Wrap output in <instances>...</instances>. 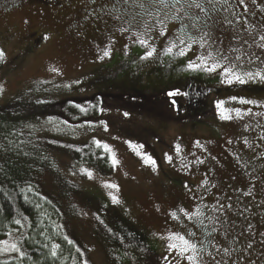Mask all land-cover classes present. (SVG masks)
I'll use <instances>...</instances> for the list:
<instances>
[{
	"label": "rangeland",
	"instance_id": "1",
	"mask_svg": "<svg viewBox=\"0 0 264 264\" xmlns=\"http://www.w3.org/2000/svg\"><path fill=\"white\" fill-rule=\"evenodd\" d=\"M207 1L212 21L205 24L194 7H165L160 0H0V106L35 109L20 127L37 145L100 141L119 161L103 174L72 166L73 149L66 150L70 155L53 150L52 173L41 175L91 264H192L191 252L169 247L180 243L170 239L174 235L196 244L198 264H264V87L226 84L223 69L188 68L190 60L199 63L211 52L236 71L258 67L264 73V0H221L222 11L219 0ZM194 15V37L180 34V20L188 23ZM140 38L156 49L152 57L143 59L150 48ZM173 42L178 46L168 53ZM181 47L187 55L178 54ZM194 76L211 78L219 90L187 96L182 84ZM97 94L105 99L94 119L72 122L51 113L54 102ZM218 101L232 110V119L221 118ZM101 149L112 162V153ZM20 221L0 241L22 250ZM207 233L205 247L199 242ZM20 257L0 251V258Z\"/></svg>",
	"mask_w": 264,
	"mask_h": 264
},
{
	"label": "trees",
	"instance_id": "2",
	"mask_svg": "<svg viewBox=\"0 0 264 264\" xmlns=\"http://www.w3.org/2000/svg\"><path fill=\"white\" fill-rule=\"evenodd\" d=\"M4 64L3 56L0 71ZM104 99L101 94L85 99H64L52 104L55 113H51L72 122L94 119ZM18 107L23 108L24 113L15 110ZM32 109L24 103L0 106V238L19 226L16 220L25 224L21 239L25 255L0 258V264H91L87 252L68 234L66 210L57 197L44 191L41 175L52 173L53 160L49 152L53 150L68 153L66 150L73 149L76 162L72 166H93L103 174L113 170L110 156L93 142L85 147L37 145L20 127V119L28 118ZM97 148L99 150L95 151ZM126 236L138 238L131 232H126ZM54 245H60L55 249V256L52 255Z\"/></svg>",
	"mask_w": 264,
	"mask_h": 264
},
{
	"label": "snow or ice",
	"instance_id": "3",
	"mask_svg": "<svg viewBox=\"0 0 264 264\" xmlns=\"http://www.w3.org/2000/svg\"><path fill=\"white\" fill-rule=\"evenodd\" d=\"M161 3L164 4L165 7L168 6V2L169 0H160ZM241 3L244 2V0H240ZM172 3V7H175L177 4H181V0H171ZM195 6L196 8H203V5L200 3H196V0H193V4L189 5V7L191 6ZM179 11V10H178ZM180 44L184 43V39L182 37H178ZM261 40H264V35H262L260 37ZM138 42L144 46L145 48H150L149 51H147L146 56L143 57V59H148L150 57H152L154 55V53L156 52L155 48H152L148 41H146L143 38H140L138 40ZM178 45L173 42L172 45L167 49L168 53H172L173 48L177 47ZM203 46V45H202ZM262 47H264V45H262ZM178 54L180 56H185L187 55V52L185 51L184 48H180ZM109 52L105 51L104 52V56H108ZM4 56V53L2 51H0V59H2ZM199 63H197L195 60H190L188 63V68L191 69L192 71H204V72H208V73H213V72H217L218 69H223L222 75L224 76V83L226 84H233L238 83V84H245L247 83L249 80L255 79L257 77H259V79L261 81H264V73L261 72H256L253 73L251 71H246V72H239L236 71V67L235 66H225L224 64L220 63L219 60H217V58L215 56H213V54L211 52L208 53L207 56H200L199 58ZM226 59V58H224ZM237 60L239 59V57L236 58ZM209 61H212V63H209ZM53 71H55V69H53ZM179 94L178 92H173V93H169V95H177ZM233 100H236L237 97H233ZM241 103L244 104H252L255 103V101H251V100H244L241 99L240 100ZM217 108L220 109V114H221V118L225 119V120H230L232 119V115L230 114L232 110L227 109L224 107V101H218L217 102ZM236 113V117H240L242 114L240 112V110H235ZM125 115H128L127 113H125ZM67 123V122H65ZM247 142V141H246ZM130 143V142H129ZM199 143V142H197ZM96 145L97 147H103L106 151L112 153V163L113 165H116L119 163V161L117 160L115 153L112 151V149L107 145V144H102L100 141H96ZM134 150H138L139 148H142V145H132ZM177 150L179 151V146H177ZM137 154H140L139 152H137ZM169 162L172 161V157L169 156L168 157ZM146 162L151 163L153 166H155L156 161L153 160L151 157H147L146 158ZM87 171V170H85ZM88 175L91 176L92 173L88 172ZM206 183V182H205ZM107 187L109 188H117V185L115 184H109L107 185ZM112 200L114 203H120L119 199L117 196L112 195ZM173 217H176V213H172ZM197 215H200L199 211L197 212ZM191 218V217H190ZM16 224H20L21 221L18 219L15 221ZM170 239L172 240H178L180 241L179 244L177 243H172L169 245L170 248L172 249H177L181 255H184L186 253L191 252V255L187 256V259L189 261L192 262V264H198L197 261V246L195 243H193L192 241H190L189 239H186L184 236H179V235H174L172 237H170ZM71 243V241H69ZM0 244H2L4 247L0 248V251L3 252H16L19 253L21 256H24L25 253L20 249V247L18 246L17 243L12 242L9 243L8 240H3L0 241ZM60 245H54L53 246V251H52V255L55 256L56 255V251L55 249L59 248ZM225 252H227V249H225ZM86 264V262H85Z\"/></svg>",
	"mask_w": 264,
	"mask_h": 264
},
{
	"label": "flooded vegetation",
	"instance_id": "4",
	"mask_svg": "<svg viewBox=\"0 0 264 264\" xmlns=\"http://www.w3.org/2000/svg\"><path fill=\"white\" fill-rule=\"evenodd\" d=\"M220 1L219 0V4L217 3L216 6H217V10L218 11H222V9L219 7L220 6ZM246 2H248L247 0H245ZM244 1V2H245ZM255 1V0H254ZM225 2L229 5V4H234L233 3V0H225ZM196 3H200L203 5V8H196L194 5L191 6V7H194L195 11L197 12L198 15H200V17L202 18L203 22H205V24L209 23L212 21V17H211V14L209 13L208 11V8H207V4H208V1L207 0H196ZM193 4V0H181V4H177L175 7H181L182 10H187V9H191L189 7V5H192ZM168 5H171L172 6V3H171V0H169L168 2ZM251 7V5H250ZM233 13H235L234 11V7H233ZM197 17V15L195 16H192L188 19V23L186 22H183L180 20V24H179V30L178 32H180V34L184 31H186L188 33L189 36H193L194 35L192 34L191 32V26H192V18L193 20ZM177 32V33H178ZM196 36V35H195ZM239 72L243 73V72H246V71H251V72H262V70L258 67H247V68H238L237 69ZM174 83V81L172 82ZM264 83L262 84L259 77L255 78V79H252V80H249L247 82V87L248 89H263V86ZM183 88H184V94H186L187 96H189V94L191 93V91L195 92V93H192V94H198V95H207L211 92H217L219 90V88H216V87H213L211 85V78H205V79H202L200 76H194V77H190V78H187L185 79V81L183 82L182 84ZM196 88H199L200 91H195L194 89ZM200 92V94L198 93ZM202 98L198 97V100H200ZM198 100H194L193 102L196 103ZM189 103V101H188ZM207 241H208V233L207 235L204 236V238L202 237L200 239V242L199 244H201L202 246H205L204 244H207ZM202 246L199 245V247L202 248ZM206 247V246H205Z\"/></svg>",
	"mask_w": 264,
	"mask_h": 264
},
{
	"label": "crops",
	"instance_id": "5",
	"mask_svg": "<svg viewBox=\"0 0 264 264\" xmlns=\"http://www.w3.org/2000/svg\"><path fill=\"white\" fill-rule=\"evenodd\" d=\"M263 154H264V149H263ZM263 163H264V161H263Z\"/></svg>",
	"mask_w": 264,
	"mask_h": 264
}]
</instances>
